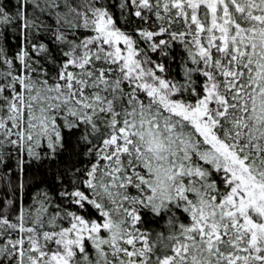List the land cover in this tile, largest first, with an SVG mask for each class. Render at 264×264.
Here are the masks:
<instances>
[{"label":"snow or ice","instance_id":"snow-or-ice-1","mask_svg":"<svg viewBox=\"0 0 264 264\" xmlns=\"http://www.w3.org/2000/svg\"><path fill=\"white\" fill-rule=\"evenodd\" d=\"M0 264H264V0H0Z\"/></svg>","mask_w":264,"mask_h":264}]
</instances>
